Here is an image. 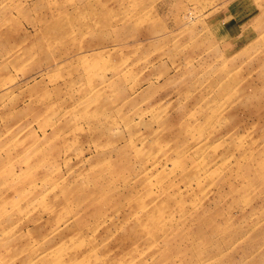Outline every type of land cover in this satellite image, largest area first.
<instances>
[{"label":"rangeland","instance_id":"374dc122","mask_svg":"<svg viewBox=\"0 0 264 264\" xmlns=\"http://www.w3.org/2000/svg\"><path fill=\"white\" fill-rule=\"evenodd\" d=\"M0 264H264V0H0Z\"/></svg>","mask_w":264,"mask_h":264},{"label":"bare ground","instance_id":"6f19581e","mask_svg":"<svg viewBox=\"0 0 264 264\" xmlns=\"http://www.w3.org/2000/svg\"><path fill=\"white\" fill-rule=\"evenodd\" d=\"M179 118V117H178Z\"/></svg>","mask_w":264,"mask_h":264}]
</instances>
